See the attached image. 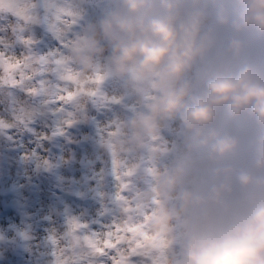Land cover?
<instances>
[{
	"label": "clouds",
	"instance_id": "1",
	"mask_svg": "<svg viewBox=\"0 0 264 264\" xmlns=\"http://www.w3.org/2000/svg\"><path fill=\"white\" fill-rule=\"evenodd\" d=\"M65 55L139 104L103 147L151 157L140 198L169 264H264V0H106Z\"/></svg>",
	"mask_w": 264,
	"mask_h": 264
},
{
	"label": "snow or ice",
	"instance_id": "2",
	"mask_svg": "<svg viewBox=\"0 0 264 264\" xmlns=\"http://www.w3.org/2000/svg\"><path fill=\"white\" fill-rule=\"evenodd\" d=\"M85 2L0 0V92H7L12 114L11 121L0 119V132L19 126L32 131L28 124L33 117L47 111L59 117L50 136H38V139H49L63 135L67 127L84 115L89 103L99 108L119 104L127 111L134 110L135 105L124 93L119 96L105 93L104 84L110 78L105 70L98 66L83 81L77 67L65 55L85 23ZM36 25L43 26L55 37L53 46L42 53L33 33ZM16 46L22 49L19 54L14 51ZM13 90L36 100L37 107L18 101ZM117 130L118 119L109 120L99 129L101 139L116 134ZM151 150L166 151V142L156 140ZM111 157L116 191L112 197L115 210L109 213V222H85L69 216L65 232L61 236L55 233L49 236L54 264H160L158 257L145 252L144 240L137 232L138 224L144 223L152 213L139 199L148 183L141 180L140 173L153 172L151 157L144 153L112 154ZM41 163L48 165L46 159ZM91 223L98 224V229L93 230Z\"/></svg>",
	"mask_w": 264,
	"mask_h": 264
},
{
	"label": "rangeland",
	"instance_id": "3",
	"mask_svg": "<svg viewBox=\"0 0 264 264\" xmlns=\"http://www.w3.org/2000/svg\"><path fill=\"white\" fill-rule=\"evenodd\" d=\"M105 3L106 0H86L83 5L85 22L92 19L97 10L99 13ZM33 33L41 53L53 46V39L43 26H34ZM21 50L19 46L14 48L17 54ZM104 91L108 95H122V84L117 78L110 77L105 82ZM13 94L26 106L37 107L38 102L26 97L24 93L13 90ZM129 100L137 105L135 111L139 107L138 102L132 96ZM91 109L92 104L89 103L84 115L71 127H67L63 135L49 139H38V136H50L59 117L47 111H41L33 117L28 124L32 131L19 126L0 132V264H54L49 236L53 233L61 236L66 230L69 216L85 222H109V213L115 210L112 197L116 191V182L109 180L104 186L100 178L103 172L112 170V163L108 159V152H102L101 147L98 152L94 150L97 144L91 138L109 120L122 119L128 112L119 104L107 108L97 107L103 118L95 120ZM112 116L118 117L109 118ZM0 119L12 120L10 99L6 91L0 92ZM55 140L58 143L55 144ZM167 141L168 137L165 136L166 151L170 147ZM45 159L48 161L47 166L41 163ZM72 159L80 161L81 165L67 167L73 162ZM82 178H91V182L81 186ZM74 187L91 199L88 207L76 203L74 197L71 200ZM150 220V217L146 219L147 222ZM126 222L130 221L126 218ZM90 226L93 230L99 227L96 223ZM147 234L149 236L144 239L145 252L148 254L150 247L158 246L159 252L153 253V256L165 255L164 264H169L170 257L164 253L166 243L155 241L158 237L150 232Z\"/></svg>",
	"mask_w": 264,
	"mask_h": 264
},
{
	"label": "trees",
	"instance_id": "4",
	"mask_svg": "<svg viewBox=\"0 0 264 264\" xmlns=\"http://www.w3.org/2000/svg\"><path fill=\"white\" fill-rule=\"evenodd\" d=\"M116 117H118V116H112V117H109V118H116ZM120 119V118H119ZM108 120V119H107ZM102 152H103V150H102ZM71 200H72V198H71ZM76 202V201H75ZM76 203H78V202H76ZM90 204V203H89ZM8 213V212H7Z\"/></svg>",
	"mask_w": 264,
	"mask_h": 264
},
{
	"label": "bare ground",
	"instance_id": "5",
	"mask_svg": "<svg viewBox=\"0 0 264 264\" xmlns=\"http://www.w3.org/2000/svg\"><path fill=\"white\" fill-rule=\"evenodd\" d=\"M77 146V145H76Z\"/></svg>",
	"mask_w": 264,
	"mask_h": 264
}]
</instances>
